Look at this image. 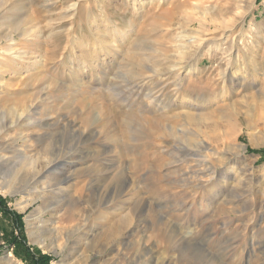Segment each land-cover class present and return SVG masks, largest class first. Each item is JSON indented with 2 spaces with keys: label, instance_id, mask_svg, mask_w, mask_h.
I'll use <instances>...</instances> for the list:
<instances>
[{
  "label": "rangeland",
  "instance_id": "obj_1",
  "mask_svg": "<svg viewBox=\"0 0 264 264\" xmlns=\"http://www.w3.org/2000/svg\"><path fill=\"white\" fill-rule=\"evenodd\" d=\"M238 4L0 0V198L31 253L264 264V0ZM10 234L0 212L27 264Z\"/></svg>",
  "mask_w": 264,
  "mask_h": 264
},
{
  "label": "trees",
  "instance_id": "obj_2",
  "mask_svg": "<svg viewBox=\"0 0 264 264\" xmlns=\"http://www.w3.org/2000/svg\"><path fill=\"white\" fill-rule=\"evenodd\" d=\"M264 154L263 151H259ZM0 212L2 217L7 221L14 224L15 228L19 231L18 236L10 234L6 237L7 245L12 246L14 255L20 258L27 264H49L50 259L47 256L38 255L36 253H31L30 249L26 246L24 237L22 235V220L21 216L15 212L10 211L6 207L5 200L0 198ZM6 236V235H5ZM22 252V253H21Z\"/></svg>",
  "mask_w": 264,
  "mask_h": 264
},
{
  "label": "bare ground",
  "instance_id": "obj_3",
  "mask_svg": "<svg viewBox=\"0 0 264 264\" xmlns=\"http://www.w3.org/2000/svg\"><path fill=\"white\" fill-rule=\"evenodd\" d=\"M234 1V4L235 5H238L239 6V4H238V2H239V0H233ZM234 8V7H233ZM229 56V55H228ZM247 59V58H246ZM227 62V66L228 65H230V58H228V60L226 61ZM176 68V65H173V67L172 68H170L171 70L172 69H175ZM224 81V80H223ZM244 81V80H243ZM156 98H154V100H155ZM24 113H22L21 115H23ZM26 114V113H25ZM21 115H20V118H21ZM180 116V115H179ZM178 116V117H179ZM184 116V117H183ZM24 117H26V115L24 116ZM182 117H183V119L184 118H186L187 116H186V114H182ZM188 117H189V115H188ZM169 128L170 127H167L166 128V130H168L169 131ZM179 131V130H178ZM1 158H4L3 156L2 157H0V159ZM2 161V160H1ZM46 164H41V166H40V170L38 171V172H35V173H39V176L41 175H43V173H42V171L48 166V162H45ZM37 166H39V165H37ZM29 168H31V167H29ZM29 170V169H28ZM34 170H36L34 167H33V170H31V171H34ZM74 219V218H73ZM120 223H121V225H126V224H128L129 223V219L126 217V218H124L123 220H121L120 221ZM71 230H73V234L77 231V229L76 228H74V227H72V226H69V227H67V232H69V231H71ZM119 229H118V227H113V226H108L107 227V229H106V231H105V233L101 236V240H99L98 239V237H95L97 234H96V232H95V234L93 233V231H91L92 232V234H86L87 236H85V237H83V238H81V239H75L74 240V242L77 240L78 241V244L77 243H75V244H77L76 246L78 247V246H81V245H84V247H85V250L84 251H91L93 248H94V246H96L97 244H100V245H103V248H106V247H108V245H110L111 244V242H112V240L115 238V236L118 234V231ZM72 234V235H73ZM84 235V234H83ZM76 241V242H77ZM120 243V242H119ZM121 244V243H120ZM76 250H78L77 248H76ZM76 264V263H75Z\"/></svg>",
  "mask_w": 264,
  "mask_h": 264
}]
</instances>
